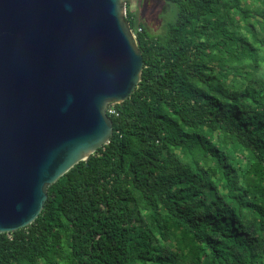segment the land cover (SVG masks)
<instances>
[{
  "label": "trees",
  "instance_id": "16d2710c",
  "mask_svg": "<svg viewBox=\"0 0 264 264\" xmlns=\"http://www.w3.org/2000/svg\"><path fill=\"white\" fill-rule=\"evenodd\" d=\"M125 1L140 82L0 264H264V0Z\"/></svg>",
  "mask_w": 264,
  "mask_h": 264
},
{
  "label": "water",
  "instance_id": "95a60500",
  "mask_svg": "<svg viewBox=\"0 0 264 264\" xmlns=\"http://www.w3.org/2000/svg\"><path fill=\"white\" fill-rule=\"evenodd\" d=\"M142 70L125 0H0V235L109 142Z\"/></svg>",
  "mask_w": 264,
  "mask_h": 264
},
{
  "label": "rangeland",
  "instance_id": "374dc122",
  "mask_svg": "<svg viewBox=\"0 0 264 264\" xmlns=\"http://www.w3.org/2000/svg\"><path fill=\"white\" fill-rule=\"evenodd\" d=\"M137 1L130 4V10L132 12L136 11ZM151 5V6H150ZM149 5V13L145 22L148 24V29L152 34H164L166 32V23L168 21H173L176 15V7L171 3H158L152 1Z\"/></svg>",
  "mask_w": 264,
  "mask_h": 264
},
{
  "label": "built area",
  "instance_id": "2783aa9c",
  "mask_svg": "<svg viewBox=\"0 0 264 264\" xmlns=\"http://www.w3.org/2000/svg\"><path fill=\"white\" fill-rule=\"evenodd\" d=\"M131 3L132 2H134L135 0H129ZM138 31H140V29L138 30ZM135 35V34H134ZM114 113V110H112V109H107V114H113Z\"/></svg>",
  "mask_w": 264,
  "mask_h": 264
}]
</instances>
